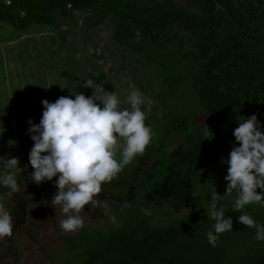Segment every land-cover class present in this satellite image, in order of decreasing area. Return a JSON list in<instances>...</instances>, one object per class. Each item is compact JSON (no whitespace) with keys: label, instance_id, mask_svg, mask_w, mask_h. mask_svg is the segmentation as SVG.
Listing matches in <instances>:
<instances>
[{"label":"trees","instance_id":"trees-1","mask_svg":"<svg viewBox=\"0 0 264 264\" xmlns=\"http://www.w3.org/2000/svg\"><path fill=\"white\" fill-rule=\"evenodd\" d=\"M123 1L116 6L106 0H0V22L26 32L35 24L54 25L72 10L113 17L117 46H138L162 68L153 108L161 112L162 145L150 142L138 154L141 165L179 146L188 153L203 142L218 167L195 183L187 199L189 207L194 200L195 209L187 214L175 212L168 199L159 204L140 193L103 224L61 233L64 248L56 259L62 264H264V242L255 239V228L238 222L241 213L231 210L237 193L226 194L225 180V161L238 146L233 130L239 117L256 114L264 130V0ZM93 79V86L99 85L101 78ZM145 123L152 127L151 117ZM213 188L220 194L218 208L224 206L233 219V229L220 234L215 247L206 238L215 223L206 209ZM241 212L264 224L261 205H246Z\"/></svg>","mask_w":264,"mask_h":264},{"label":"rangeland","instance_id":"rangeland-1","mask_svg":"<svg viewBox=\"0 0 264 264\" xmlns=\"http://www.w3.org/2000/svg\"><path fill=\"white\" fill-rule=\"evenodd\" d=\"M106 1L124 5L123 0ZM115 24L113 17L101 18L79 10H72L54 25L35 24L26 32L0 22V156L18 158L26 174L18 176L19 191L12 193L19 199L24 219L11 238L0 239V264H62L56 259L64 248L61 233L76 234L85 225L103 224L117 208L131 204L140 193L159 204L168 199L175 212L187 214L191 206L195 209L194 200L190 207L187 202L195 183L218 167L216 156L203 142L188 153L179 146L146 166L141 165L137 154L102 185L94 197L97 203L81 210L82 227L71 232L59 227L65 214L59 205L55 208L51 204L58 190L57 177L37 184L31 180L34 169L29 163L34 141L27 132V122H40L44 99L54 102L60 96L74 98L78 92L92 96L94 90L83 85L95 76L101 78L99 85H104L106 91H116L119 107L125 108L129 105L124 99L135 88L144 99L142 110L151 117V142L158 143V148L162 145L161 112H153L162 89V68L145 58L138 46H117ZM7 192L2 188L9 198ZM203 192H199L201 198Z\"/></svg>","mask_w":264,"mask_h":264},{"label":"clouds","instance_id":"clouds-1","mask_svg":"<svg viewBox=\"0 0 264 264\" xmlns=\"http://www.w3.org/2000/svg\"><path fill=\"white\" fill-rule=\"evenodd\" d=\"M83 86L92 88L93 95L86 97L78 92L73 94L74 98L60 96L54 102L44 99L40 122L34 123L32 119L27 122V132L34 141L29 153V163L34 169L31 180L40 184L57 177L58 190L51 204L55 208L59 205L65 214L58 222L65 232L82 227L81 210L97 203L94 197L101 192L102 185L111 181L137 154H142L153 137V129L145 123L146 112L141 108L144 99L135 88L124 99L129 107L121 108L116 91H106L104 85L93 86L91 80H85ZM233 135L238 146L233 145L225 161L226 194L236 191L231 210L240 212L238 222L255 228V239L264 242V224L241 212L252 203L264 207V130L257 115L239 117ZM5 157L0 156V188L7 189V195L11 196L19 191L17 177L24 169L18 158ZM258 188L262 190L259 193ZM219 196L213 188L211 207L206 208L208 219L215 221L206 233L213 247L220 234L233 229V219L226 216V208L222 205L218 208ZM140 211L151 215L149 209ZM13 227L11 211L0 196V238L11 236Z\"/></svg>","mask_w":264,"mask_h":264},{"label":"flooded vegetation","instance_id":"flooded-vegetation-1","mask_svg":"<svg viewBox=\"0 0 264 264\" xmlns=\"http://www.w3.org/2000/svg\"><path fill=\"white\" fill-rule=\"evenodd\" d=\"M19 175L24 176L26 174H25V172H22ZM17 179H18V177H17ZM0 196L4 197V203L8 206L9 210L11 211L13 221H14V227H13V232H12V234H13L14 231L16 230V228L19 226L22 219H24L23 214L21 212V209L18 206L19 199L13 194L9 198L5 197V194L2 193V188H0ZM8 238H11V236L0 238V239L4 241Z\"/></svg>","mask_w":264,"mask_h":264}]
</instances>
